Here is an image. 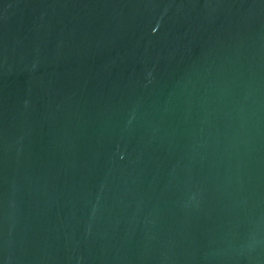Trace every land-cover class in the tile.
Returning <instances> with one entry per match:
<instances>
[{"label":"water","instance_id":"water-1","mask_svg":"<svg viewBox=\"0 0 264 264\" xmlns=\"http://www.w3.org/2000/svg\"><path fill=\"white\" fill-rule=\"evenodd\" d=\"M0 264H264V0H0Z\"/></svg>","mask_w":264,"mask_h":264}]
</instances>
